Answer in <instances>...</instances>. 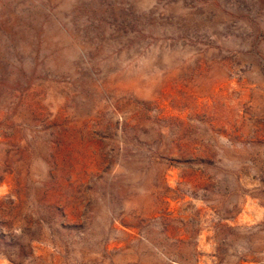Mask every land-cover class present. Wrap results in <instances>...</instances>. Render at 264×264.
<instances>
[{
	"label": "rangeland",
	"instance_id": "374dc122",
	"mask_svg": "<svg viewBox=\"0 0 264 264\" xmlns=\"http://www.w3.org/2000/svg\"><path fill=\"white\" fill-rule=\"evenodd\" d=\"M0 264H264V0H0Z\"/></svg>",
	"mask_w": 264,
	"mask_h": 264
}]
</instances>
